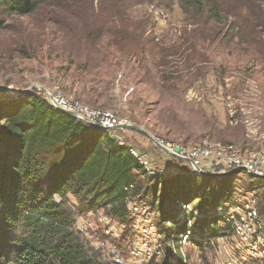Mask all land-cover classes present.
Returning a JSON list of instances; mask_svg holds the SVG:
<instances>
[{
  "label": "rangeland",
  "instance_id": "1",
  "mask_svg": "<svg viewBox=\"0 0 264 264\" xmlns=\"http://www.w3.org/2000/svg\"><path fill=\"white\" fill-rule=\"evenodd\" d=\"M222 2L221 21L199 7L184 13L178 0H55L27 16L0 12V106L59 89L139 126L124 135L127 142L163 164L173 159L149 136L264 153V0ZM234 180V200L259 194L263 213L262 182L246 171ZM124 226L103 210L77 218L94 248L141 264L130 245L136 237ZM237 243L232 232L203 250L175 240L184 264H220Z\"/></svg>",
  "mask_w": 264,
  "mask_h": 264
},
{
  "label": "trees",
  "instance_id": "2",
  "mask_svg": "<svg viewBox=\"0 0 264 264\" xmlns=\"http://www.w3.org/2000/svg\"><path fill=\"white\" fill-rule=\"evenodd\" d=\"M52 1L0 0V12L27 16ZM178 1L184 13L199 7L216 21L225 14L223 0ZM241 7L248 8L246 1ZM4 26L0 20V30ZM235 176L149 177L108 131L92 129L33 92L0 106V264H124L94 248L78 230L77 218L103 210L128 226L132 198L158 213L161 229L168 223L176 226L166 229L165 241L190 230L178 216L183 205L196 202L208 217L195 224L202 240L191 238L190 243L203 250L230 235L216 210L234 201ZM171 257L161 264H174ZM175 264H184L182 258Z\"/></svg>",
  "mask_w": 264,
  "mask_h": 264
},
{
  "label": "built area",
  "instance_id": "3",
  "mask_svg": "<svg viewBox=\"0 0 264 264\" xmlns=\"http://www.w3.org/2000/svg\"><path fill=\"white\" fill-rule=\"evenodd\" d=\"M41 93L56 110L76 114L79 117L76 118L77 120L81 122L85 120L88 123H83L92 129L108 131L122 147L127 148L129 154L149 177L168 178L180 173H188L200 176L214 175L215 178H223L227 177L229 173L239 171L237 173L239 174L246 171L251 177L262 182V189L264 187L263 152L252 151L237 144L213 143L209 139H204L196 144H188L150 136L151 142L154 141L165 148L169 152L168 155L173 159L172 163L163 164L158 155L148 153L127 142L122 133L127 134L133 131L116 130L119 126L132 124L127 118L108 109L84 105L80 101L68 98L59 89L53 92L41 91ZM154 147L158 149L155 145ZM176 161H179V165L175 164ZM184 163H187L186 165L190 168L189 171L182 170L181 165ZM133 188V186L126 187L125 191L130 193ZM259 201V194L254 193L217 208V215L223 216L226 220L225 224L220 222V225L229 226L235 238L238 239L235 248H232L220 264H249L254 257L264 261V206L262 213ZM196 206V203H188L181 208L178 220L181 222L187 220L190 230L179 236L180 247L190 244L191 238L202 240L203 235L195 227V224L201 218L208 216L196 209ZM213 214L214 212L208 213V215ZM127 219L129 225H125L123 230L129 228L136 237L134 242H130L133 247L132 254L136 261L141 264L157 262L161 264L170 254L172 256L171 261L176 263L179 256L175 240H164L167 235L166 229L170 227L171 223L167 224V228L161 229L158 226V213L149 204L140 201L138 198L129 200ZM175 227L173 225V229ZM117 262L121 261L117 260Z\"/></svg>",
  "mask_w": 264,
  "mask_h": 264
},
{
  "label": "water",
  "instance_id": "4",
  "mask_svg": "<svg viewBox=\"0 0 264 264\" xmlns=\"http://www.w3.org/2000/svg\"><path fill=\"white\" fill-rule=\"evenodd\" d=\"M65 113H67L68 115H70V116H72V117H74V118H79L76 114L69 113V112H65ZM82 120H83V119H82ZM83 122H86V121L83 120ZM86 123H88V122H86ZM116 130L143 131L139 126H137V125H135V124H131V125H129V126H119V127L116 128ZM148 136H149V135H148ZM149 138L151 139L150 136H149ZM152 142H153V144H154L159 150H161V151H163V152L169 154V152H168L165 148L159 146V145H158L156 142H154V141H152ZM238 172H239V171H237V172H233V173H229L228 176H235ZM211 176H212V177H215L214 175H211Z\"/></svg>",
  "mask_w": 264,
  "mask_h": 264
},
{
  "label": "crops",
  "instance_id": "5",
  "mask_svg": "<svg viewBox=\"0 0 264 264\" xmlns=\"http://www.w3.org/2000/svg\"><path fill=\"white\" fill-rule=\"evenodd\" d=\"M123 135H126V133H122Z\"/></svg>",
  "mask_w": 264,
  "mask_h": 264
}]
</instances>
